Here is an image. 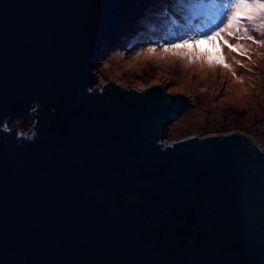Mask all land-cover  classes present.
Listing matches in <instances>:
<instances>
[{
  "label": "water",
  "instance_id": "95a60500",
  "mask_svg": "<svg viewBox=\"0 0 264 264\" xmlns=\"http://www.w3.org/2000/svg\"><path fill=\"white\" fill-rule=\"evenodd\" d=\"M141 1L0 0V264H264L263 147L168 143L179 95L94 87Z\"/></svg>",
  "mask_w": 264,
  "mask_h": 264
},
{
  "label": "rangeland",
  "instance_id": "374dc122",
  "mask_svg": "<svg viewBox=\"0 0 264 264\" xmlns=\"http://www.w3.org/2000/svg\"><path fill=\"white\" fill-rule=\"evenodd\" d=\"M165 1L168 2L142 0L135 9V16L130 15L120 31L107 42L94 70L98 81L94 87L110 82L142 90L162 86L167 93L179 95L186 107L169 125L168 143L194 136L241 133L253 138L264 149V47L252 44L249 49L251 60L230 53L225 47L223 54L232 66L231 70L220 65H208L207 55L200 54L199 49L208 48L209 52H214L210 45L196 46V54L200 58L195 62H190L193 53L186 48L164 52L163 48L170 44L207 34L200 31L205 16L199 19V25L192 23V28H185L184 31H180L177 25L180 17H190L191 10L198 8L203 0H177L179 4L188 3L190 6V10H187L188 5L184 6L182 16L176 15L169 23L170 27L178 29L177 32L153 33L154 18H161L157 21L158 25L172 16L170 9L166 13L165 9L157 13ZM206 1L210 5L213 3V0ZM144 27L152 33H137ZM252 34L260 39L259 34ZM230 42L236 43L235 40ZM214 43L219 44V41ZM149 48L156 51L149 52ZM233 57L241 60L246 67L237 65ZM232 70L236 76L232 75ZM11 126H19L23 132H28L34 126V119L30 115H16L11 120Z\"/></svg>",
  "mask_w": 264,
  "mask_h": 264
},
{
  "label": "snow or ice",
  "instance_id": "6c2138e0",
  "mask_svg": "<svg viewBox=\"0 0 264 264\" xmlns=\"http://www.w3.org/2000/svg\"><path fill=\"white\" fill-rule=\"evenodd\" d=\"M205 21L199 37H189L178 43L170 44L163 48L164 52H177L186 48L193 53L190 62L199 60L197 55L198 45H210L215 51L209 52L208 48L199 49L200 54L207 55V63L211 67L220 65L231 70L227 63V57L223 49L228 48L230 53L251 60L249 49L252 44L264 47V0H213L211 5L203 6ZM253 32L259 34L260 39L253 36ZM235 40L232 44L230 41ZM219 41V44L214 42ZM250 42V43H249ZM149 52H155V48H149ZM235 59V57H233ZM240 67H246L241 60L235 59ZM232 75L236 72L232 70Z\"/></svg>",
  "mask_w": 264,
  "mask_h": 264
},
{
  "label": "trees",
  "instance_id": "16d2710c",
  "mask_svg": "<svg viewBox=\"0 0 264 264\" xmlns=\"http://www.w3.org/2000/svg\"><path fill=\"white\" fill-rule=\"evenodd\" d=\"M175 5H177V6H175ZM187 5H188V3L179 4L177 2V0H168V2L165 1L162 4V6L158 9L159 11H157V13L163 12L164 9H165V13H166L167 9L168 10L170 9L171 12H172V14H171L172 16H168L167 18H165L166 21L159 22L161 25L160 24L157 25V21H160L161 18H159V16H158L159 19L154 18L153 19L154 20L153 23L155 22L154 23L155 28L152 29L151 31L153 33H160V34L167 33V32H169V33L177 32L178 29L176 28V30H175V28L170 27L169 23H171L175 19L176 15H178L179 17L182 16L181 11H183V7L184 6L187 7ZM206 5H210V3L207 2L206 0H203L202 4L198 8L196 7V8H194V10H191L190 17H188L186 19H184L183 17H180L178 19L179 23L177 24L178 27H180L179 30L180 31L181 30L184 31L185 28H192V26H193L192 23L199 25V23H200L199 19L201 20V17H204L203 6H206ZM187 10H190V6L189 5H188ZM135 13H137V11L132 13L133 16H135ZM150 22H152V21H150ZM160 26H162V27H160ZM151 31H149V29L144 27V29L138 30L137 33H152Z\"/></svg>",
  "mask_w": 264,
  "mask_h": 264
}]
</instances>
